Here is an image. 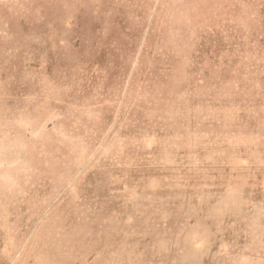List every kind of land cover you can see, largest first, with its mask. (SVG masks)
Instances as JSON below:
<instances>
[{"label":"rangeland","instance_id":"rangeland-1","mask_svg":"<svg viewBox=\"0 0 264 264\" xmlns=\"http://www.w3.org/2000/svg\"><path fill=\"white\" fill-rule=\"evenodd\" d=\"M0 264H264V0H0Z\"/></svg>","mask_w":264,"mask_h":264}]
</instances>
